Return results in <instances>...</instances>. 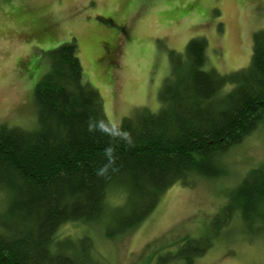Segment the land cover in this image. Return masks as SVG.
Segmentation results:
<instances>
[{
  "label": "trees",
  "instance_id": "obj_1",
  "mask_svg": "<svg viewBox=\"0 0 264 264\" xmlns=\"http://www.w3.org/2000/svg\"><path fill=\"white\" fill-rule=\"evenodd\" d=\"M206 48L204 38H195L184 57L172 53L159 112L139 111L118 127L108 123L97 90L83 82L76 43L46 54L48 72L33 89L37 128L0 125V191L7 201L0 264H94L88 247L82 252L78 241L55 238L62 225L107 219V237L122 236L177 181L219 176L216 159L264 125V31L253 36L249 66L229 75L204 70ZM113 187L125 200L106 210ZM235 213L249 231L260 225L264 232V163L231 193L211 235L188 240L174 259L193 264Z\"/></svg>",
  "mask_w": 264,
  "mask_h": 264
},
{
  "label": "rangeland",
  "instance_id": "obj_2",
  "mask_svg": "<svg viewBox=\"0 0 264 264\" xmlns=\"http://www.w3.org/2000/svg\"><path fill=\"white\" fill-rule=\"evenodd\" d=\"M263 31L264 0H0V125L37 128L33 89L48 72L46 54L63 44L76 43L83 82L97 90L108 123L118 127L139 111L159 112L170 55L184 57L190 40H206L204 70L222 76L249 66L253 36ZM216 162L218 177L177 181L122 236L107 237L105 219L64 224L55 238L78 241L82 252L88 247L94 264H186L174 259L178 250L211 235L231 193L264 163V125ZM124 200L113 187L105 209ZM5 201L0 191V210ZM251 230L235 213L193 264H264V232L260 225Z\"/></svg>",
  "mask_w": 264,
  "mask_h": 264
},
{
  "label": "crops",
  "instance_id": "obj_3",
  "mask_svg": "<svg viewBox=\"0 0 264 264\" xmlns=\"http://www.w3.org/2000/svg\"><path fill=\"white\" fill-rule=\"evenodd\" d=\"M44 62V61H43Z\"/></svg>",
  "mask_w": 264,
  "mask_h": 264
}]
</instances>
